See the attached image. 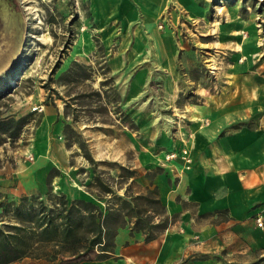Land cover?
Instances as JSON below:
<instances>
[{
	"label": "rangeland",
	"instance_id": "1",
	"mask_svg": "<svg viewBox=\"0 0 264 264\" xmlns=\"http://www.w3.org/2000/svg\"><path fill=\"white\" fill-rule=\"evenodd\" d=\"M213 1L205 16L181 18V36L195 55L192 65L181 70L178 104L200 101L201 92H219L229 82L228 69L236 61L246 60L242 55L245 34L242 24L252 23L256 27L258 45L250 55L247 70L254 71L264 83V0ZM0 20V174L17 173L34 160V131L48 108L61 125L56 138L66 149L65 165L71 168L64 175L70 184L68 187H72L63 190L49 185L42 192L29 193L38 197L32 200L34 207L41 198L47 206L63 208L65 205L58 199L60 194L66 197L82 190L104 214L111 212L105 225L111 233L118 225L141 226L152 235L162 233L165 228L155 224L168 217L154 177L171 160L165 158L168 152L158 160L144 159L148 140L125 111L119 82L108 65L113 46L110 43L106 47L94 29L88 2L0 0ZM254 30L247 31L250 38L255 37ZM35 106H42V110ZM255 117L258 120L260 114ZM9 120L7 124L2 123ZM173 122L175 127L171 133L176 136L179 123ZM239 125L233 124L231 128ZM165 148L158 147L153 153ZM30 154L33 159H29ZM48 188L52 189L51 195L47 193ZM67 200L70 203L68 197ZM11 216V210L5 212L0 206V225L19 224ZM206 221L220 229L201 240L193 237L201 247L187 254V259L217 260L220 264H264V243L252 244L254 236L264 233L263 218L261 226L255 219L229 228L223 227L225 215L221 213L207 220L200 219L199 223ZM91 231L89 219L83 218L77 232L91 236ZM70 245L68 242L41 243L38 249L55 256L54 261L43 259L41 262L71 264L98 257L97 251L100 252L96 246L84 255L73 257L70 252L83 250L86 241L75 246L78 249ZM64 247L68 252H63Z\"/></svg>",
	"mask_w": 264,
	"mask_h": 264
},
{
	"label": "crops",
	"instance_id": "2",
	"mask_svg": "<svg viewBox=\"0 0 264 264\" xmlns=\"http://www.w3.org/2000/svg\"><path fill=\"white\" fill-rule=\"evenodd\" d=\"M86 1L94 29L106 47L113 46L108 65L119 82L125 111L148 140L144 159L158 160L170 150L187 146L193 162L184 170L180 159L168 161L154 177L168 217L162 233L146 239L144 228L118 225L107 254L71 264H220L217 260L186 258L201 247L193 237L201 240L220 229L199 220L221 213L225 215L223 227L228 228L252 223L257 217L264 220V83L254 71L247 70L258 45L256 27L242 24V55L246 60L236 61L228 69L229 82L219 92H201L200 101L178 104L181 70L192 65L195 55L181 36V18L205 16L214 1ZM250 29H255L254 38L247 32ZM176 120L179 125L173 136ZM237 123L238 127L231 128ZM60 129L55 114L47 108L34 131V160L17 173L0 174V200L18 201L49 185L63 190L70 185L64 175L71 168L65 165L66 149L56 138ZM163 145L165 149L153 153ZM53 169L57 173H51ZM56 181L59 184L55 185ZM67 197L93 202L82 190ZM262 235L254 236L252 244H263ZM15 263L43 264L32 257L6 264Z\"/></svg>",
	"mask_w": 264,
	"mask_h": 264
},
{
	"label": "trees",
	"instance_id": "3",
	"mask_svg": "<svg viewBox=\"0 0 264 264\" xmlns=\"http://www.w3.org/2000/svg\"><path fill=\"white\" fill-rule=\"evenodd\" d=\"M8 122L10 120L2 121L4 124ZM47 193L51 195L52 189L48 188ZM58 197L61 203L65 205L63 208L58 209L55 206H47L41 198L38 200V206L34 207L32 200L38 198L34 195H23L18 201L0 200V206L5 212L11 210V218L19 223H2L0 225V264H6L24 257L54 261L55 256L53 253L51 255L49 251L43 252V250L38 249L41 243L49 242L58 244L68 242L71 244L70 247L76 248L75 246L78 247L79 243L85 240L86 247L83 250L74 249L70 252L73 257L84 255L96 246L100 247L98 256L107 254L109 247L112 246V235L114 234V231L111 233L105 226L111 212L108 211L104 214L96 203L82 198H75L69 203L63 193ZM85 217L89 219L92 226L91 232L93 234L91 236L77 232V228ZM22 222L26 224H21ZM159 224L162 228H165L167 220L155 225ZM154 236L146 234L145 238L151 239ZM65 249L67 248L64 247L63 252H68Z\"/></svg>",
	"mask_w": 264,
	"mask_h": 264
},
{
	"label": "built area",
	"instance_id": "4",
	"mask_svg": "<svg viewBox=\"0 0 264 264\" xmlns=\"http://www.w3.org/2000/svg\"><path fill=\"white\" fill-rule=\"evenodd\" d=\"M34 108L38 110H42V106H35ZM28 157L29 159H33V156L31 154ZM165 158L166 160H174L179 158L182 162L181 164L182 166L180 168L184 170L189 169L193 162L192 152L190 148H188L187 146H183L179 150L168 151V153H166L165 155ZM256 220H257V224L261 226L262 225L261 218L257 217Z\"/></svg>",
	"mask_w": 264,
	"mask_h": 264
}]
</instances>
